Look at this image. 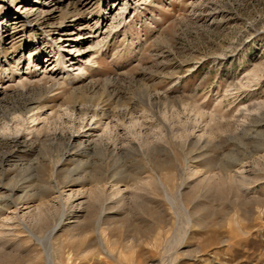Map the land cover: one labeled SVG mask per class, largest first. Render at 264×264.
<instances>
[{"label": "rangeland", "instance_id": "374dc122", "mask_svg": "<svg viewBox=\"0 0 264 264\" xmlns=\"http://www.w3.org/2000/svg\"><path fill=\"white\" fill-rule=\"evenodd\" d=\"M34 1L0 0V264H264V0Z\"/></svg>", "mask_w": 264, "mask_h": 264}, {"label": "bare ground", "instance_id": "6f19581e", "mask_svg": "<svg viewBox=\"0 0 264 264\" xmlns=\"http://www.w3.org/2000/svg\"><path fill=\"white\" fill-rule=\"evenodd\" d=\"M53 0H47V3H51ZM35 3L37 2V3H40V1L39 0H35L34 1ZM82 10L83 11H85V12H87V11H89L90 12V10H88L89 8H88V5H87V2L86 1H82ZM39 9V8H38ZM41 11V10H40ZM80 11V10H79ZM43 12V11H42ZM78 13V12H77ZM90 13H92V12H90ZM33 14V13H32ZM36 14V13H35ZM81 14V13H80ZM49 15V14H48ZM77 15V14H76ZM32 16V15H31ZM41 16V15H40ZM97 16V22L99 23L100 21H101V17H100V15L98 14V15H96ZM76 18V17H75ZM28 20H30V17H28L27 15H24V16H19L17 19H15V23L16 24H18L19 26L22 24V22H28ZM84 20H87L86 18L85 19H82V18H77V19H74V20H72V24H70L69 26H67V28L64 30V32H63V34H59V36L58 35H56L57 33H55L56 32V30H55V32L52 30V28L49 30V32L50 33H52V34H50V36H51V40L52 41H55V42H57V44L59 45V47H62V46H64V42H67V41H70V38L68 37V36H72L74 33H75V30L77 29V27H80V26H83L84 25ZM96 22V23H97ZM47 23V22H46ZM88 27H89V25H88ZM16 29H18L17 27H15ZM1 29V28H0ZM3 30H4V27L2 28ZM1 29V30H2ZM62 35H66L67 37H64L63 38V36ZM69 38V39H68ZM62 41V42H61ZM51 42V41H50ZM62 43V44H61ZM0 49H2V47L0 48ZM40 50V46L38 45V43L37 44H35V47H33L31 50H30V52H29V55H30V58H31V56H32V53H34L35 51H39ZM65 51H67V53H71L70 52V50H65ZM62 54V56L63 57H66V56H68V54L67 55H64V53H61ZM24 57V55H22L21 57H19V59L17 60L18 62L19 61H21L22 60V58ZM74 57L73 58H70L69 59V61H71V65L73 64V65H76V63L77 62H75L74 61ZM50 61V60H49ZM49 61H47V62H49ZM54 62V61H53ZM52 62V63H53ZM52 63H50V64H52ZM4 64H9V61H8V59H5L4 60V62H2V65H4ZM19 64V63H18ZM11 65V64H10ZM37 67H39V64H35ZM49 66H47V68H48ZM72 69V68H71ZM80 73H78V74H76L75 76H77V77H79V76H81V75H83V74H85V73H87V69L85 68V67H81V65H80ZM15 71V70H14ZM50 72H51V75L53 76V78L54 79H57V76L59 75V74H63V70H53V68L50 70ZM67 72V74L68 75H70L71 73L69 72V70H67L66 71ZM58 73V75H56ZM61 74V75H62ZM65 74V73H64ZM63 76V75H62ZM66 76V75H65ZM59 79V78H58ZM4 91H0V94H2ZM15 189V188H14ZM6 194V193H5ZM25 194V193H24ZM1 197V196H0ZM10 199V198H9ZM6 206V205H5ZM2 209V208H1ZM49 258V257H48ZM50 259V258H49ZM50 263H51V261H50Z\"/></svg>", "mask_w": 264, "mask_h": 264}]
</instances>
